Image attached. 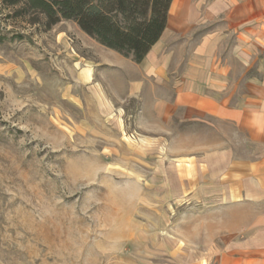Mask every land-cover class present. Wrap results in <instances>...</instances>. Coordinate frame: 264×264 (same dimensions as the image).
<instances>
[{
  "label": "rangeland",
  "instance_id": "rangeland-1",
  "mask_svg": "<svg viewBox=\"0 0 264 264\" xmlns=\"http://www.w3.org/2000/svg\"><path fill=\"white\" fill-rule=\"evenodd\" d=\"M47 22L0 0V264H176L172 238L203 212L172 209L146 177L220 131L112 130L75 81L79 26Z\"/></svg>",
  "mask_w": 264,
  "mask_h": 264
},
{
  "label": "crops",
  "instance_id": "crops-1",
  "mask_svg": "<svg viewBox=\"0 0 264 264\" xmlns=\"http://www.w3.org/2000/svg\"><path fill=\"white\" fill-rule=\"evenodd\" d=\"M74 32L88 55L76 84L112 130L220 131L146 177L172 209L203 212L172 238L176 264H264V0H171L138 62Z\"/></svg>",
  "mask_w": 264,
  "mask_h": 264
},
{
  "label": "trees",
  "instance_id": "trees-1",
  "mask_svg": "<svg viewBox=\"0 0 264 264\" xmlns=\"http://www.w3.org/2000/svg\"><path fill=\"white\" fill-rule=\"evenodd\" d=\"M51 26L72 19L97 42L140 61L160 37L171 0H26Z\"/></svg>",
  "mask_w": 264,
  "mask_h": 264
}]
</instances>
